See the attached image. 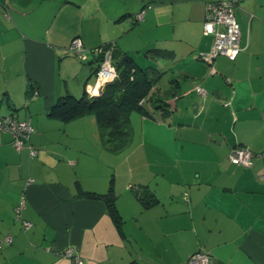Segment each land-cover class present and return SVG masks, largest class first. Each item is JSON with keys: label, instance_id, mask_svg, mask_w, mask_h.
<instances>
[{"label": "crops", "instance_id": "1", "mask_svg": "<svg viewBox=\"0 0 264 264\" xmlns=\"http://www.w3.org/2000/svg\"><path fill=\"white\" fill-rule=\"evenodd\" d=\"M180 1L191 5L170 7L169 31L149 47L158 51L136 58L161 73L152 91L163 102L131 112L130 142L112 150L93 114L50 115L93 83L91 49L114 42L101 34L103 13L81 0H0V115L35 127L21 150L0 132V264H79L59 254L71 246L82 264H188L197 251L211 264H264V0H233L242 50L212 65L198 55L214 42L206 4L219 0ZM143 9L104 16L136 20ZM75 37L90 61L68 51ZM238 145L253 152L249 167L229 160ZM110 192L120 222L94 196ZM22 197L28 229L14 210Z\"/></svg>", "mask_w": 264, "mask_h": 264}, {"label": "trees", "instance_id": "2", "mask_svg": "<svg viewBox=\"0 0 264 264\" xmlns=\"http://www.w3.org/2000/svg\"><path fill=\"white\" fill-rule=\"evenodd\" d=\"M111 46L114 47L113 58L118 74L113 81L105 84L102 94L90 95L85 90V93L81 97H76L67 93L55 102L50 110V115L63 120H71L85 114H93L99 124L101 135L105 143L112 150H119L129 144L132 136L130 124L131 112L139 111L149 116L151 113L147 104L149 102L153 104L163 102L160 97L156 96L155 93L157 92L152 91L161 73L155 68L141 66L133 52H120L114 41L91 49L94 62L98 64L93 67L92 77H95L102 60L101 55L96 54L95 51L99 48L108 49ZM157 51L158 49L154 50L148 48L146 54L149 55V52ZM77 58L84 62L90 61L88 54L86 59ZM87 86L88 85H86V87ZM30 92L37 93V90L33 89L32 81L28 83L27 93ZM10 106H12V104H10ZM164 106L166 107L167 104L164 103ZM161 107H163V105ZM32 126L34 127L33 124ZM34 132L35 127L30 136ZM91 194L92 193L89 195ZM94 196L102 198L107 203L113 219L120 222L112 193Z\"/></svg>", "mask_w": 264, "mask_h": 264}, {"label": "built area", "instance_id": "3", "mask_svg": "<svg viewBox=\"0 0 264 264\" xmlns=\"http://www.w3.org/2000/svg\"><path fill=\"white\" fill-rule=\"evenodd\" d=\"M236 1L233 0H219L215 2H208L206 4L205 19L203 23V33L206 35H213L214 42L212 48L207 53L199 54L206 63L212 65L214 59L218 56H225L230 60H235L242 50L240 45L241 28L235 15ZM146 9L136 14V20L140 21L145 16ZM68 51L77 57L82 59L87 58V53L84 48L83 42L80 38L75 37L72 39L68 46ZM114 47L111 46L108 49L99 48L95 51L96 54L101 55L102 60L100 62L99 69L94 77L92 84L86 87V91L90 95L102 94L103 88L107 82L113 81L118 74L116 64L113 58ZM197 90L204 94V90L201 87H197ZM34 130L30 120H22L17 118L13 114L0 115V132L11 133L13 139V146L17 150H21L28 141L31 132ZM37 150L30 147V156L37 155ZM229 160L237 165H243L249 167L252 164L253 152L246 145H238L232 148ZM264 175V173H263ZM32 182V179L27 181L28 184ZM186 198V197H185ZM25 207V198L22 197L20 203L15 207L16 219L21 221L24 229H28L32 226L30 221L24 220L22 217V210ZM7 242H11L10 236L5 239ZM2 242H0V248ZM62 257L71 258L76 263L82 264V258L78 253L77 247L71 246L65 250L59 251ZM212 257L209 253L203 251H197L193 253L189 259L188 264H211Z\"/></svg>", "mask_w": 264, "mask_h": 264}, {"label": "rangeland", "instance_id": "4", "mask_svg": "<svg viewBox=\"0 0 264 264\" xmlns=\"http://www.w3.org/2000/svg\"><path fill=\"white\" fill-rule=\"evenodd\" d=\"M81 2L88 11H97L99 14L103 13L99 19L101 22L97 21L103 27L101 33L103 37H108L111 41L118 42L124 49L131 50L136 58L139 59L145 56L144 51L153 44L156 37L162 39L167 34L166 32L169 31V27L171 26L169 23V20H171L169 17V13L171 12L170 7L175 4V8L179 9L182 14L184 11H188L185 7H190L191 5L188 1L180 0H126V2L120 0H81ZM143 4L147 9V17L140 21L129 18L116 22L113 16L111 20H107L104 16L107 12L114 9H117L115 10L116 12L134 9L138 11ZM150 6L157 7V15L150 14L149 16V12L151 11ZM176 13L182 16L178 12ZM181 22L183 23V21ZM6 108H8V105L4 101L1 111Z\"/></svg>", "mask_w": 264, "mask_h": 264}]
</instances>
